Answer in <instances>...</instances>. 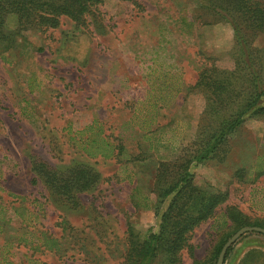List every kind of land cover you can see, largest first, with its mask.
I'll list each match as a JSON object with an SVG mask.
<instances>
[{"label": "rangeland", "instance_id": "obj_1", "mask_svg": "<svg viewBox=\"0 0 264 264\" xmlns=\"http://www.w3.org/2000/svg\"><path fill=\"white\" fill-rule=\"evenodd\" d=\"M94 10L87 25L63 17L56 28L25 31L0 57V264L121 262L127 225L144 232L157 223L160 163L197 141L206 108L198 75L235 67L233 28L195 21L197 0H99ZM8 27L16 28L13 16ZM255 46L264 50V36ZM35 159L87 165L100 179L72 208L32 182ZM194 173L198 185L229 194L191 236L199 259L223 235L228 205L264 217V118L230 136L226 161L206 160ZM43 234L60 250L42 245ZM253 247L264 251V236H242L225 264ZM183 258L193 263L188 250Z\"/></svg>", "mask_w": 264, "mask_h": 264}, {"label": "trees", "instance_id": "obj_2", "mask_svg": "<svg viewBox=\"0 0 264 264\" xmlns=\"http://www.w3.org/2000/svg\"><path fill=\"white\" fill-rule=\"evenodd\" d=\"M98 2L0 0V57L17 46L18 38L25 31L56 28L63 17L78 25H87ZM197 7L195 21L203 25L224 23L233 28L238 46L237 53L233 54L235 67L222 70L211 65L198 75L195 87L204 92L206 108L198 126L197 141L193 142L192 149L183 150V156L160 163L154 189L157 223L144 232L130 223L127 225L126 247L118 264H184V250L189 251L192 264H217L224 243L236 231L245 226L264 228V217L252 219L238 206L228 205L223 213V235L213 242L209 253L195 258L190 244L196 228L213 219L229 197L228 192L211 183L198 185L194 168L206 160L226 161L230 136L247 119L264 118V50L255 46V41L264 36V0H197ZM11 16L16 18L15 29L8 27ZM103 148L111 152L109 144ZM32 171L34 184L43 183L55 201L70 202L72 208L81 205L80 195L89 192L100 179L98 172L83 164L65 170L35 159ZM242 171L246 172L236 170L235 176L241 179ZM43 236L39 239L42 245L60 250L57 238ZM233 249L234 245L228 250L225 262ZM239 264H264V251L259 247L250 248Z\"/></svg>", "mask_w": 264, "mask_h": 264}, {"label": "water", "instance_id": "obj_3", "mask_svg": "<svg viewBox=\"0 0 264 264\" xmlns=\"http://www.w3.org/2000/svg\"><path fill=\"white\" fill-rule=\"evenodd\" d=\"M261 233L264 235V228L257 227V226H245L240 228L236 231L223 245L218 259L217 264H225V257L227 255L228 250L232 247L242 236L246 235L247 233Z\"/></svg>", "mask_w": 264, "mask_h": 264}, {"label": "crops", "instance_id": "obj_4", "mask_svg": "<svg viewBox=\"0 0 264 264\" xmlns=\"http://www.w3.org/2000/svg\"><path fill=\"white\" fill-rule=\"evenodd\" d=\"M246 252H247V251H246ZM246 252H245V253H246ZM245 253H244V254H245ZM244 254H243L241 257H243V256H244ZM240 259H241V258H240Z\"/></svg>", "mask_w": 264, "mask_h": 264}]
</instances>
